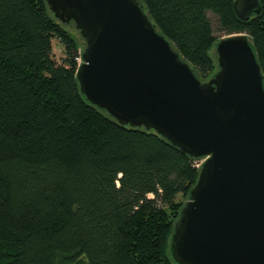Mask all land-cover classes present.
<instances>
[{"label": "trees", "instance_id": "1", "mask_svg": "<svg viewBox=\"0 0 264 264\" xmlns=\"http://www.w3.org/2000/svg\"><path fill=\"white\" fill-rule=\"evenodd\" d=\"M137 1L202 81L221 38L207 12L225 35L246 33L264 86V0L247 20L234 0ZM69 23L46 0H0V264H175L169 240L196 158L89 103Z\"/></svg>", "mask_w": 264, "mask_h": 264}, {"label": "water", "instance_id": "2", "mask_svg": "<svg viewBox=\"0 0 264 264\" xmlns=\"http://www.w3.org/2000/svg\"><path fill=\"white\" fill-rule=\"evenodd\" d=\"M85 45L76 78L92 105L206 157L169 240L175 264H264V86L246 33L215 44L200 80L137 0H46ZM241 20L259 0H234Z\"/></svg>", "mask_w": 264, "mask_h": 264}, {"label": "rangeland", "instance_id": "3", "mask_svg": "<svg viewBox=\"0 0 264 264\" xmlns=\"http://www.w3.org/2000/svg\"><path fill=\"white\" fill-rule=\"evenodd\" d=\"M210 20H211V25H212V29H213V33L216 35V37H223L225 36L224 32L222 31V29L220 28L219 25V21L217 16H215L212 12L208 11L207 12ZM65 27L67 29H69L78 39L81 47L84 46V39L81 37L78 29H76L75 24L73 23H69V24H65ZM215 50V47H214ZM52 54H53V58L57 61V62H61L62 58L64 57V50H63V46L60 43V41L57 38H53L52 39ZM214 59L216 60V52L214 51ZM217 63V60H216ZM197 74L198 72L195 71Z\"/></svg>", "mask_w": 264, "mask_h": 264}, {"label": "built area", "instance_id": "4", "mask_svg": "<svg viewBox=\"0 0 264 264\" xmlns=\"http://www.w3.org/2000/svg\"><path fill=\"white\" fill-rule=\"evenodd\" d=\"M79 62H81V59H78ZM206 157H198L196 158L194 161H193V164L197 167V168H200L203 161L205 160Z\"/></svg>", "mask_w": 264, "mask_h": 264}]
</instances>
